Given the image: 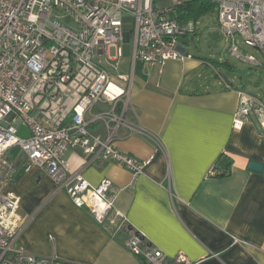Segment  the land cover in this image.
Returning <instances> with one entry per match:
<instances>
[{"label":"built area","instance_id":"obj_1","mask_svg":"<svg viewBox=\"0 0 264 264\" xmlns=\"http://www.w3.org/2000/svg\"><path fill=\"white\" fill-rule=\"evenodd\" d=\"M166 1L171 6L165 5ZM210 1L217 9L219 30L230 55L243 64L261 67L259 59L246 49L264 56V0ZM185 2L0 0V264H78L37 256L16 246L30 218L19 214L21 200L10 189L20 161L14 157L15 150L24 158L25 170H43L58 191L65 192L76 207L87 210L111 236L125 232L124 247L132 255L147 264H166L168 254L129 227L127 218L114 210L117 190L112 181L105 179L93 186L81 174H70L64 156L69 149H78L88 157V164L109 160L135 176L142 175L154 155L140 160L117 149L114 141L122 127L151 136L156 152L165 153L158 137L126 116L132 110L134 78L140 64L164 67L169 60L194 58L179 38L195 33L196 24L168 18ZM126 15L133 19L130 33L124 32ZM130 41L133 54L123 73L122 44ZM218 78L225 89H234L224 77L218 74ZM99 104L108 107L94 112ZM252 115L264 128V100L238 92L233 129L242 130ZM94 123L105 125L106 137L91 131ZM21 126L29 129L27 138L18 135ZM217 175L213 168L207 174ZM173 261L194 264L182 251Z\"/></svg>","mask_w":264,"mask_h":264},{"label":"crops","instance_id":"obj_2","mask_svg":"<svg viewBox=\"0 0 264 264\" xmlns=\"http://www.w3.org/2000/svg\"><path fill=\"white\" fill-rule=\"evenodd\" d=\"M129 64L121 60L126 70ZM208 64L194 56L164 67L138 66L126 118L158 137L165 153L156 152L151 136L125 127L114 145L140 160L154 155L144 174L135 176L109 160L88 164L78 149L64 157L70 174H81L93 186L112 181L114 210L168 254L166 264H176L179 251L194 264H264V172L249 170L251 162L264 166V128L252 115L242 130L233 129L238 92L258 93L229 81L234 89H225L206 76ZM107 107L99 104L93 111ZM90 129L108 134L103 123ZM17 167L21 175L10 189L21 200L19 214L30 220L16 246L78 264H147L124 247L125 232L111 236L43 170H25L24 158ZM212 168L216 177L207 176Z\"/></svg>","mask_w":264,"mask_h":264},{"label":"rangeland","instance_id":"obj_3","mask_svg":"<svg viewBox=\"0 0 264 264\" xmlns=\"http://www.w3.org/2000/svg\"><path fill=\"white\" fill-rule=\"evenodd\" d=\"M165 5L171 6L168 1ZM185 11L179 7L172 14L168 16L169 19L181 18L185 22H190L185 18ZM59 15H63L59 13ZM218 13L214 8L211 12L201 17L196 24L195 33L188 36H181L179 42L185 43L188 52L196 58L206 59L212 67L205 69L206 76L212 81H218V74L224 77L227 81L234 83L236 87L245 88L247 90H256L254 93L264 97V56L255 49L247 48L246 51L254 54L262 64L261 67L249 66L235 59L228 52V44L225 37L219 30ZM124 32L130 33L133 31V19L131 16L126 15L123 18ZM124 51L125 63L131 60L133 54L132 41L122 44ZM114 55V49L111 50ZM215 70H214V69ZM110 69V68H109ZM111 70V69H110ZM112 71V70H111ZM127 70L121 66L120 72ZM241 71V72H240ZM245 71V72H243ZM115 73V72H114ZM116 74V73H115ZM262 77V78H261ZM262 80L263 85L258 84ZM220 81V80H219ZM254 94V95H258ZM260 97V96H259ZM18 135L22 138H27L30 135L29 129L26 126H21L18 130ZM16 159L21 160L22 156L16 154Z\"/></svg>","mask_w":264,"mask_h":264},{"label":"trees","instance_id":"obj_4","mask_svg":"<svg viewBox=\"0 0 264 264\" xmlns=\"http://www.w3.org/2000/svg\"><path fill=\"white\" fill-rule=\"evenodd\" d=\"M181 8L185 11V18H188L189 21L196 22L201 17L214 10L215 7L210 0H190L185 2V4ZM17 152V150L14 151V157L16 156ZM18 174L19 172L17 173L16 178L21 175Z\"/></svg>","mask_w":264,"mask_h":264},{"label":"water","instance_id":"obj_5","mask_svg":"<svg viewBox=\"0 0 264 264\" xmlns=\"http://www.w3.org/2000/svg\"><path fill=\"white\" fill-rule=\"evenodd\" d=\"M128 41V39H126ZM241 72V71H240ZM245 72V71H243ZM249 170L257 172V173H263L264 172V166L255 162H251L249 164Z\"/></svg>","mask_w":264,"mask_h":264}]
</instances>
